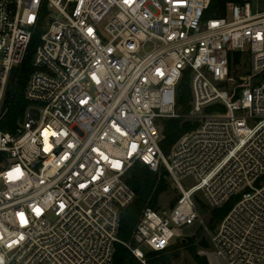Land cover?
Segmentation results:
<instances>
[{
	"label": "built area",
	"instance_id": "obj_1",
	"mask_svg": "<svg viewBox=\"0 0 264 264\" xmlns=\"http://www.w3.org/2000/svg\"><path fill=\"white\" fill-rule=\"evenodd\" d=\"M210 2L0 0V264H114L117 244L147 264L197 222L208 264H264V11L244 0L207 17ZM38 32L30 106L7 132ZM180 117L194 127L165 153L163 121ZM137 165L175 196L143 210L133 244L120 230Z\"/></svg>",
	"mask_w": 264,
	"mask_h": 264
},
{
	"label": "trees",
	"instance_id": "obj_2",
	"mask_svg": "<svg viewBox=\"0 0 264 264\" xmlns=\"http://www.w3.org/2000/svg\"><path fill=\"white\" fill-rule=\"evenodd\" d=\"M244 0H211L210 7L207 11V17H221L227 14V9L234 3L243 2ZM40 32H38L32 39L28 56L22 67L13 71L11 84L8 93V109L2 119V129L7 132L15 131L18 126V122L24 118L26 109L30 106V103L25 99V88L34 70L32 65V57L40 43ZM234 57L237 61L241 59L240 53H235ZM189 75L186 74L182 79L179 86V103L181 105V114H186L189 110L190 101V85ZM163 136L162 147L165 153H169L172 147L176 144L179 138L191 130L194 125L185 120L183 117L171 118L163 121ZM128 183L136 192V200L127 209L123 215L122 226L120 230V238L124 242H131L134 244L133 234L136 226L140 220L143 210L146 207H154L159 196L169 189V184L165 179L164 174L160 177L156 174H152L147 168L141 165L135 166L128 177ZM230 206L215 212V218L220 219L225 215ZM201 245L208 247V243L203 240ZM175 249V248H173ZM170 249L162 253H149L153 259H147V264H160L158 259L164 257V255L170 252ZM155 258V259H154ZM193 258L198 264H208L207 259L196 252H193ZM114 264H142L125 246L117 244ZM169 264V263H167Z\"/></svg>",
	"mask_w": 264,
	"mask_h": 264
},
{
	"label": "rangeland",
	"instance_id": "obj_3",
	"mask_svg": "<svg viewBox=\"0 0 264 264\" xmlns=\"http://www.w3.org/2000/svg\"><path fill=\"white\" fill-rule=\"evenodd\" d=\"M254 8H257L259 11H264V0H251ZM175 194L169 190V193L162 194L161 199H170L172 201ZM201 215L205 219V223L207 228L211 233H214L215 224L208 214L207 210L200 209ZM182 234L186 236H191L186 239L183 243V240L176 241V248L166 253L164 257L158 259L161 261L160 264H198L193 258V252L201 256H207L209 252L212 250V244L210 241V234L206 230L205 226L197 222L194 226L189 228H183L180 231ZM205 240L208 243V247L201 245V242ZM135 244V243H134ZM147 250V248H143ZM149 254V253H148ZM214 261H216L215 257H212ZM147 259H153L149 255L146 256ZM155 259V258H154Z\"/></svg>",
	"mask_w": 264,
	"mask_h": 264
}]
</instances>
